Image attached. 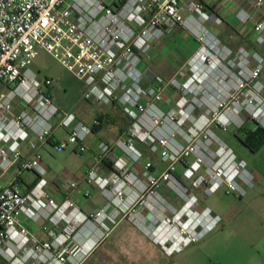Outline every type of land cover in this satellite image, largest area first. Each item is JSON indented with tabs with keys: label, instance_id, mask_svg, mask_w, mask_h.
I'll list each match as a JSON object with an SVG mask.
<instances>
[{
	"label": "built area",
	"instance_id": "2783aa9c",
	"mask_svg": "<svg viewBox=\"0 0 264 264\" xmlns=\"http://www.w3.org/2000/svg\"><path fill=\"white\" fill-rule=\"evenodd\" d=\"M216 1L0 0V180L16 168L0 186L4 264H86L125 218L140 226L147 210L160 220L180 201L185 211L179 219H193V189L211 194L225 187L237 198L247 195L253 175L215 130H241L243 114L254 130H264V54L233 52L209 31L207 24L219 19ZM235 17L264 47V0H253ZM179 28L197 49L171 77L151 72L152 50ZM42 50L85 84L84 100L119 108L128 120L115 143L94 145L98 162L110 164L107 173H85L106 199L94 213H84L71 199L79 188L74 178H59L61 200L49 188L40 148L51 143L57 152L71 147L84 154L101 122L91 127L54 102L53 80L40 79L31 67ZM59 130L63 135L56 137ZM23 145L34 152L31 158H24ZM148 156L158 157L162 168ZM26 172L35 181L23 192L19 184ZM20 215L44 221L49 240L37 238ZM206 215L191 229L175 227L169 218L150 234L170 256L220 222L208 208Z\"/></svg>",
	"mask_w": 264,
	"mask_h": 264
},
{
	"label": "rangeland",
	"instance_id": "374dc122",
	"mask_svg": "<svg viewBox=\"0 0 264 264\" xmlns=\"http://www.w3.org/2000/svg\"><path fill=\"white\" fill-rule=\"evenodd\" d=\"M207 27L212 34L221 40L223 45L233 52L239 48H244L247 51L258 50L264 54V47H259L254 43L253 34L251 36L252 48H249L247 42L239 37L232 27L221 23L220 19L208 23ZM219 28H222V32L237 43L236 48H232L219 37ZM242 28L247 30L250 27L245 26ZM190 39V42L196 43L192 36H190ZM31 67L37 72L40 79L50 78L53 80L51 91L54 102L64 111L75 113L87 125L92 127L96 117L102 112L110 113L111 118L107 119L102 130L93 136L91 140L99 137V139L112 143L111 141L116 136L113 142L115 143L127 129L128 123L124 120V116L120 114V110H112L111 106L89 103L84 100L85 84L64 68L48 52L40 51L33 60ZM259 81L263 84V90L259 95L264 99V67ZM243 117L246 118L247 124L241 130L224 132L216 129L215 133L234 151L239 160H244L247 163L248 169L253 175V186L248 190L247 195L243 198H237L232 194H228L225 187L211 194H204L200 189H193L192 197L196 200L191 206L193 219L184 217L181 220L179 219L185 211L184 202L180 201H177L176 204L173 203L169 208L170 210L165 211V216L159 217L160 220L151 219L147 210L143 211V221L141 222L143 224L140 226L125 218L116 227L123 222H127L154 244L157 243L153 240L154 237L151 236L150 231L153 232L155 227L163 226V223L168 222L169 218H173L175 227H188V229H191L194 225L201 224L200 218L208 217L206 215L208 208L213 217L220 218V222L200 239L186 245L181 251L170 256L158 244L159 251L151 252L136 234L127 233L123 230V235L125 233L127 235L123 237L125 242H120L117 247V243L112 241L114 248L111 250L105 264H223L227 255H230L236 264L253 262V256L255 257L256 252L260 250L256 244L257 237L264 233V142L261 144L263 141L262 133H259L258 136L253 135L254 139H252L251 132L254 130L255 124L247 119L246 114H243ZM120 127L123 128L121 132H119ZM94 149L95 146H93ZM42 152L45 164L55 176L66 174L70 177L71 174L78 181L82 179L83 173L85 175L86 172H84V168L80 167V164L86 161L90 151L74 155L71 153V149L57 152L53 147L48 146ZM148 158L157 164L158 169L162 168V163L158 157L148 156ZM182 172L183 167L181 165L179 166L178 176H181ZM63 176L65 175L61 177ZM23 177L32 178L27 172L23 174ZM87 186L92 185L82 180L76 190L78 192L82 191L83 198H85L83 194ZM176 211H179L177 215H175ZM20 219L23 220L24 217L20 216Z\"/></svg>",
	"mask_w": 264,
	"mask_h": 264
},
{
	"label": "crops",
	"instance_id": "0c3cea01",
	"mask_svg": "<svg viewBox=\"0 0 264 264\" xmlns=\"http://www.w3.org/2000/svg\"><path fill=\"white\" fill-rule=\"evenodd\" d=\"M252 1L253 0H217L214 5V10L216 11L219 17L220 22L232 27L236 31L237 35L247 42L249 48H252V43H251V36L253 34L252 28L250 27L247 30H243L242 27L245 26L237 23L235 16L240 8H250ZM219 29H220V33L218 34L219 37H221L224 40V42L229 44L232 48H236L237 43L234 42L233 39H231L230 37H227V35L222 32L221 30L222 28ZM190 40H191L190 36L185 30H182L180 28L176 29L172 35L166 37L161 42L160 45H158L152 50L151 59L148 62V69L153 73L161 74L165 77H171L172 75H174L176 70L183 65V63L191 56V54L196 49L197 43L195 42L192 43L190 42ZM50 93L52 95L51 90ZM112 110H120V114L124 116V120L128 123V120L121 109L112 107ZM100 117H102L103 119L101 122V129L95 131V135L102 130L104 123L107 121V119L111 118L110 113L106 111L98 115L96 119H99ZM78 119L80 120L79 117ZM122 129L123 128L120 127L119 132H121ZM254 131L255 130H253L252 132ZM62 135L63 134L61 130H59L56 133V137H60ZM114 138H116V136ZM114 138L113 141H111L112 143L109 142V144H113V142L115 141ZM98 140L104 141L103 139H99V137L97 138L95 137V140L90 139L89 142L90 154L86 157V161L80 164V167L84 168V172H87V170L91 168H96L102 173H107L110 170L109 163H99L97 160L96 151L93 150V146ZM48 146L53 147L51 143H47L46 145L40 148L39 153L43 155L42 150ZM22 149H23V156L25 159H29L33 156L34 152L27 145H23ZM68 149H71L72 154L77 155V153L74 152V148L70 147ZM48 169H49L48 181H49L50 191L55 197L61 200L62 189L60 186L61 184L59 178L62 175H65L63 177H69V175L59 174L55 176V174H52L49 167ZM15 174H16V168H13L4 178L0 180V186L6 185L9 179ZM27 174L32 178L28 179L23 177L22 181L19 184V187L23 192L27 191V189L30 188L31 184L35 181V175L33 173L27 172ZM70 177L74 178L71 176V174ZM84 177L85 175L83 173L82 179L78 180L79 186L82 180L84 182L85 180ZM84 191L85 193L83 194V196L86 193H89L90 198H86L85 196H84L85 198H83L81 193L82 191L81 192L74 191L71 196V199L75 202V204L78 206V208L81 211H83L86 214H90L100 210L105 206L106 199L103 197L101 191L96 186H87L86 189H84ZM20 216L24 217L23 220L20 219V222L23 225H25L37 238H39L42 241L49 240V237L44 229V224H45L44 221L40 220L39 222H33L28 220L24 215H20ZM123 230H125L127 233L136 234L140 238V240H142V243L148 246L151 252H156V250L159 251L157 248L158 247L157 244L149 242L143 235H141L137 230L132 228L127 222H123L118 227L113 229L109 233V235L97 246V248L94 250V252L90 255V257L86 261V264H105V262H107L108 260L111 250L114 248V246L112 245V241H115L117 243L116 244L117 247L119 246L120 242L121 243L122 241L125 242L123 237H126L127 235L126 233L123 235ZM89 234L90 232H87L86 235ZM114 239H118V240H114ZM256 244L258 248H260V250L256 252L255 257L253 256V262L242 263V264H264V233H262L261 236L259 235L257 237ZM234 261L231 259L230 255H227L225 257V262L223 264H236Z\"/></svg>",
	"mask_w": 264,
	"mask_h": 264
},
{
	"label": "trees",
	"instance_id": "16d2710c",
	"mask_svg": "<svg viewBox=\"0 0 264 264\" xmlns=\"http://www.w3.org/2000/svg\"><path fill=\"white\" fill-rule=\"evenodd\" d=\"M98 120L100 122H102L103 119H102V117H100ZM99 129H101V124L99 126H94V131H98ZM259 133H262L261 135H263V136H261L262 140H263L261 144H263V142H264V130L263 129L259 128V129L255 130L254 132H252V136L253 135H257L258 136ZM252 139H254V136H253ZM0 264H4V262L1 259H0Z\"/></svg>",
	"mask_w": 264,
	"mask_h": 264
},
{
	"label": "bare ground",
	"instance_id": "6f19581e",
	"mask_svg": "<svg viewBox=\"0 0 264 264\" xmlns=\"http://www.w3.org/2000/svg\"><path fill=\"white\" fill-rule=\"evenodd\" d=\"M143 224V223H142Z\"/></svg>",
	"mask_w": 264,
	"mask_h": 264
}]
</instances>
